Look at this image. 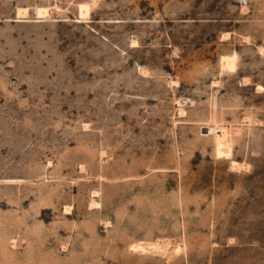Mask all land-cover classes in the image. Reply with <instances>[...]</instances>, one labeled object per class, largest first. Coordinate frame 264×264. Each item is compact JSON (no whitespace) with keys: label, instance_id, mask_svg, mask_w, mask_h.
Instances as JSON below:
<instances>
[{"label":"rangeland","instance_id":"rangeland-1","mask_svg":"<svg viewBox=\"0 0 264 264\" xmlns=\"http://www.w3.org/2000/svg\"><path fill=\"white\" fill-rule=\"evenodd\" d=\"M0 264H264V0H0Z\"/></svg>","mask_w":264,"mask_h":264},{"label":"bare ground","instance_id":"bare-ground-1","mask_svg":"<svg viewBox=\"0 0 264 264\" xmlns=\"http://www.w3.org/2000/svg\"><path fill=\"white\" fill-rule=\"evenodd\" d=\"M87 5L88 4H81L80 5V10H81V15H84L85 13H87V9L90 7L89 5H88V7H87ZM89 10V9H88ZM38 13L40 14V15H48V9H46V8H40V9H38ZM90 12V11H89ZM47 13V14H46ZM209 128H204V130H208ZM214 130V129H213ZM238 165H240L239 163H235L234 164V166L236 167H238Z\"/></svg>","mask_w":264,"mask_h":264}]
</instances>
